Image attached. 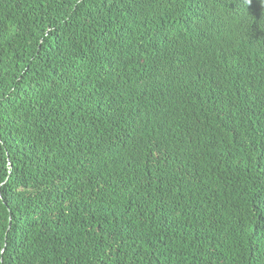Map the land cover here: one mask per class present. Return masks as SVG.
Here are the masks:
<instances>
[{
  "label": "trees",
  "instance_id": "1",
  "mask_svg": "<svg viewBox=\"0 0 264 264\" xmlns=\"http://www.w3.org/2000/svg\"><path fill=\"white\" fill-rule=\"evenodd\" d=\"M0 264H264V0H0Z\"/></svg>",
  "mask_w": 264,
  "mask_h": 264
}]
</instances>
